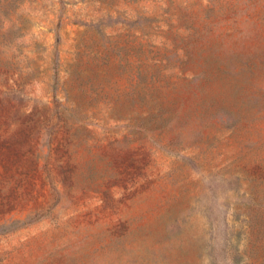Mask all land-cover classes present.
<instances>
[{
	"label": "rangeland",
	"instance_id": "rangeland-1",
	"mask_svg": "<svg viewBox=\"0 0 264 264\" xmlns=\"http://www.w3.org/2000/svg\"><path fill=\"white\" fill-rule=\"evenodd\" d=\"M0 264H264V0H0Z\"/></svg>",
	"mask_w": 264,
	"mask_h": 264
}]
</instances>
